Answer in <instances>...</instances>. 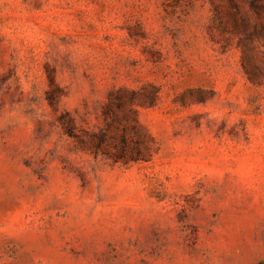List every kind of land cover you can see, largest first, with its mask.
I'll return each mask as SVG.
<instances>
[{"label": "rangeland", "instance_id": "374dc122", "mask_svg": "<svg viewBox=\"0 0 264 264\" xmlns=\"http://www.w3.org/2000/svg\"><path fill=\"white\" fill-rule=\"evenodd\" d=\"M0 264H264V0H0Z\"/></svg>", "mask_w": 264, "mask_h": 264}]
</instances>
